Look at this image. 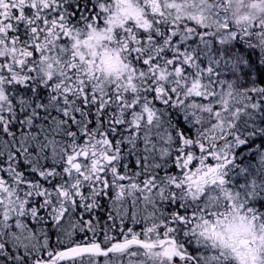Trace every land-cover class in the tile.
Here are the masks:
<instances>
[{
	"label": "snow or ice",
	"instance_id": "snow-or-ice-1",
	"mask_svg": "<svg viewBox=\"0 0 264 264\" xmlns=\"http://www.w3.org/2000/svg\"><path fill=\"white\" fill-rule=\"evenodd\" d=\"M0 264H264V0H0Z\"/></svg>",
	"mask_w": 264,
	"mask_h": 264
}]
</instances>
